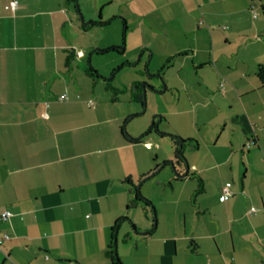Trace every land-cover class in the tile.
<instances>
[{
    "label": "crops",
    "instance_id": "obj_1",
    "mask_svg": "<svg viewBox=\"0 0 264 264\" xmlns=\"http://www.w3.org/2000/svg\"><path fill=\"white\" fill-rule=\"evenodd\" d=\"M8 2L0 0V213L10 215L0 217V236H9L0 244V264H112L106 254L111 228L121 217L126 218L117 225V237L130 220L137 226L132 206L127 207L135 199L133 184L152 177L142 180L148 165L133 153L142 141L128 138L122 127L120 138L116 128L110 130L112 142L100 140L92 129L85 132L99 123V109L83 103L69 81L72 61L84 51L70 44L68 27L78 23L66 0H17L14 11L5 8ZM112 2L120 5L126 29L131 24L142 36H190L193 44L186 50L198 57L199 67L211 65L214 38L223 31L224 43L235 41L232 46L242 51L239 63L253 64L256 79L232 92L237 107L223 120V128L233 130L231 138L204 158H190L187 175L174 180L195 183L190 186L194 219L186 220V208L178 211L180 193L167 202L172 208L166 212L155 205L165 203L159 197L163 181L152 188L142 184L158 217L156 225L133 231L147 243L142 263L264 264V76L257 72L264 66V0L105 3ZM54 92L66 98L55 102ZM193 144L199 153V143ZM222 168L227 178L213 184L214 171L223 175ZM252 206L255 213H249ZM158 210L166 220L160 225ZM128 238L124 231L121 264H128Z\"/></svg>",
    "mask_w": 264,
    "mask_h": 264
},
{
    "label": "rangeland",
    "instance_id": "obj_2",
    "mask_svg": "<svg viewBox=\"0 0 264 264\" xmlns=\"http://www.w3.org/2000/svg\"><path fill=\"white\" fill-rule=\"evenodd\" d=\"M106 1L66 0L67 7L77 16L78 23L75 29L68 27L70 44L75 45V49L81 48L84 51V56L79 61H72L74 74L73 79L69 81L77 88L83 103L91 108L88 104L91 102L93 109H99L96 117L99 123L88 127L85 132L91 129L99 132L102 137L100 140L110 138L108 142H112V128H116L114 131L118 138L119 127H122L123 133L128 137L142 136L143 147L136 145L133 153L138 154L143 163L148 165L149 173L154 171L155 174L148 181L138 184L139 196L147 198L143 194L146 187L152 188V184L161 180L165 191L159 194V197L163 198L165 203L158 202L155 205L159 208L164 205L166 212L171 206L167 202L177 198L180 193L182 197L178 211L186 208V220L189 221L195 218V214L190 213L191 205L195 202V190L191 196L190 186L195 187V183L183 184L174 180L178 174L184 173V160L189 164L194 162L191 161L193 156L204 158V155L208 156L218 145L224 146L231 138L233 130L229 126L223 128V120L237 107L232 92L245 83L248 84V81H254L255 77L251 71L254 66L251 64V67H247L239 63L242 51L232 46L235 41H231L230 46H227L223 41V31L218 30L219 34L216 41L214 38L212 48L213 55L210 57L211 65L199 67L198 57L193 58L191 51L186 50L193 44L190 36L179 34L162 38L161 35L155 37L146 34L143 37L132 29L131 24L126 29V23H121L118 3H105ZM76 5L84 21L103 23H94L85 30L81 29ZM114 14L117 17H112ZM252 17H256V12H252ZM112 46L116 49L107 50ZM184 49L186 54H177ZM89 66L100 78L86 75L85 68ZM135 86L140 88L142 95L144 90V106L139 101ZM63 92L69 96L67 91ZM60 95L62 94L54 92L52 100L62 102ZM152 123L154 126L150 128ZM181 139L185 141L181 152L183 159L179 160L177 149ZM194 141L199 143V153L194 152L192 148ZM144 142L150 143L147 148L144 147ZM221 172L223 173V168ZM189 175L191 176L190 172ZM213 175V184L223 182L224 178H227L225 172L221 175L214 171ZM143 183L147 186L142 187ZM169 184H173V190ZM153 191L158 197L156 188H153ZM133 204L134 217L138 218L137 226L131 220L124 225L125 230L121 229L118 237L116 236L115 249L117 258L120 259L122 234L128 231L129 238L125 243L127 263L139 264L142 261L144 263V255H141L142 251H146L147 243L133 231H138L137 227L156 225L158 217L153 203L154 209L149 207L146 213L143 203ZM158 213L160 225L165 219L159 210ZM182 218L180 214V225Z\"/></svg>",
    "mask_w": 264,
    "mask_h": 264
},
{
    "label": "trees",
    "instance_id": "obj_3",
    "mask_svg": "<svg viewBox=\"0 0 264 264\" xmlns=\"http://www.w3.org/2000/svg\"><path fill=\"white\" fill-rule=\"evenodd\" d=\"M73 1H75V0H73ZM77 7V6H76ZM79 11V9H78V7H77V9H76V12H78ZM94 23H103V22H101V21H97V22H94V21H90L86 26H84V28H87L89 25H91V24H94ZM112 49H116L115 47H110V48H108L107 50H112ZM93 52H95V51H93ZM86 74H88L90 77H93V78H97V77H100V75L96 72V71H94L93 69H92V67H87L86 68ZM257 72H258V75H259V77H263L264 76V66H260L259 68H258V70H257ZM135 89H137L138 91V93H137V96H138V98H139V101L141 102V104H142V99H143V95H142V93H140L141 91H140V88L138 87V86H135ZM154 126V125H153ZM123 130V129H122ZM176 138H178V137H176ZM179 139V138H178ZM133 140V139H132ZM140 140V139H139ZM134 141V140H133ZM136 141V140H135ZM184 141L185 140H183V143H184ZM183 143H182V146L179 148V149H177V152H178V154L180 155L179 156V160H181V159H183L182 158V154H181V152H182V148H183ZM151 172H153V171H151ZM150 172V173H151ZM150 173H147L146 175H143V177H142V180L143 179H146V178H149V174ZM176 179H180V178H178V177H176ZM140 182V181H139ZM138 182V183H139ZM137 183V184H138ZM137 184H133V191H134V198L135 199H133V200H131V202L127 205V207H131V206H133L134 204H133V202H134V200H141L142 201V203H143V205H147V206H149L152 210H153V205H152V202L149 200V199H147V198H142V197H140L139 196V191L137 190ZM201 189V185L199 184L198 186H197V189L196 190H200ZM123 218H126V217H121V218H119L115 223H114V225L112 226V228H111V231H112V238H111V241H110V243L108 244V247H107V249H106V254L108 255V257L110 258V262L112 263V264H121L120 263V260L117 258V255H116V252H114V250H113V232H114V230H115V228L117 227V225H118V223L123 219ZM150 231H147V232H145V233H149Z\"/></svg>",
    "mask_w": 264,
    "mask_h": 264
},
{
    "label": "built area",
    "instance_id": "obj_4",
    "mask_svg": "<svg viewBox=\"0 0 264 264\" xmlns=\"http://www.w3.org/2000/svg\"><path fill=\"white\" fill-rule=\"evenodd\" d=\"M17 7V0H9L8 4L5 5V8L6 9H9L11 11H14ZM254 16H255V13H254ZM60 99H64L66 98V96L64 94L60 95L59 97ZM43 116L45 117L46 114H43ZM248 145V143H247ZM231 195V192L227 189V188H223V196L224 197H229ZM249 213H255V207H250L249 208ZM10 215V212L5 210V211H2L0 213V217L4 220L6 219L8 216ZM8 235L7 234H3L0 236V244L5 240V239H8Z\"/></svg>",
    "mask_w": 264,
    "mask_h": 264
},
{
    "label": "water",
    "instance_id": "obj_5",
    "mask_svg": "<svg viewBox=\"0 0 264 264\" xmlns=\"http://www.w3.org/2000/svg\"><path fill=\"white\" fill-rule=\"evenodd\" d=\"M77 6V5H76ZM78 16H79V20H80V22L83 24V25H87L88 23H89V21H84V19H83V17L81 16V14H80V12L78 11ZM123 48V46H121V48L120 49H122ZM98 51H103V50H98ZM144 89V88H143ZM164 89V88H163ZM142 105L144 106L145 105V101H144V90H143V99H142ZM153 125H154V123H152L151 124V127L150 128H152L153 127ZM128 138H130V139H133V140H139V139H141L142 138V136H139V137H135V138H132V137H128ZM182 143H183V140L181 139L180 140V147L182 146ZM179 147V148H180ZM184 162H185V171H184V173L183 174H178L177 175V177L178 178H182V177H184V176H186L187 175V172H188V165H187V162H186V160H184ZM155 174V172L153 171V172H151L150 174H149V177H151V176H153ZM140 183V182H139ZM138 183V184H139ZM137 184V190L139 191V185ZM116 232H117V227L115 228V230H114V235H113V250H114V252L116 251V249H115V247H116Z\"/></svg>",
    "mask_w": 264,
    "mask_h": 264
}]
</instances>
